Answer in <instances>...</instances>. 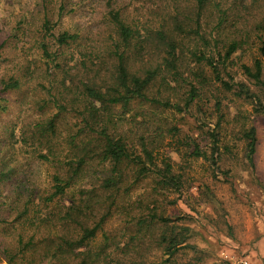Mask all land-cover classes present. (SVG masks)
Segmentation results:
<instances>
[{
  "label": "rangeland",
  "instance_id": "obj_1",
  "mask_svg": "<svg viewBox=\"0 0 264 264\" xmlns=\"http://www.w3.org/2000/svg\"><path fill=\"white\" fill-rule=\"evenodd\" d=\"M179 1L188 7V0H0V264H11L8 257L13 255L14 264H52V260L41 262L42 257L36 258L31 252L22 254L17 243L20 235L24 241L33 235L57 239L67 233L80 239L83 232L78 223L93 227L104 213L107 221L89 248L105 253L94 264H264V99H257L256 95L261 96L259 88L242 71V65L252 67L259 56L254 31L251 47L233 56L223 70V77L235 85L232 92L213 82L198 103L182 113L155 111L159 115L149 121V129L131 123L130 116L123 121L122 130L134 142L143 130L149 142L156 137L158 163H175L174 172L183 177L180 191L163 188L154 175L132 184L135 169L130 168L133 175L125 177L128 185H134L130 192L125 191L117 201L108 200L103 191L94 189L95 173L101 167H90V178L79 183L72 195L82 192L77 198L80 201L81 197L86 199V191L93 215L79 219L75 215L71 221L56 209L53 225L43 222L37 228L46 213L45 208H39L37 220L34 217L36 206L42 204L39 196L52 186L54 175L68 171V167L40 159L39 153L45 148L39 141L26 147L17 144L21 131H28L30 136L29 131L38 123L58 113L55 92L51 94L49 89L51 79L60 72L45 58L41 47L45 42L44 21L47 18L53 26V38L46 41L51 52L76 64L105 56L111 43V11H119L131 25L158 26ZM225 2L232 30L264 24V0ZM213 14L210 9L206 18L211 25L216 17ZM64 32L77 36L66 48L56 42ZM82 71L87 74L86 69ZM11 79H19L21 86L4 90V81ZM237 84L247 86L255 97L237 96ZM146 109L139 111L147 113ZM57 120L61 138L54 143L55 151L53 145L51 149L54 154L64 151L67 163L66 136L72 127L78 128L76 123L82 118L71 113ZM252 127L257 130L253 164L248 161L243 138V131ZM195 144L207 159L190 156ZM27 203L31 207L25 212ZM151 209L156 213L155 223L141 226V219ZM165 224L182 232L179 243L183 244L174 257H169L166 245L160 244ZM107 238L108 247L104 248ZM78 256L72 252L71 260L64 264H78Z\"/></svg>",
  "mask_w": 264,
  "mask_h": 264
},
{
  "label": "trees",
  "instance_id": "obj_2",
  "mask_svg": "<svg viewBox=\"0 0 264 264\" xmlns=\"http://www.w3.org/2000/svg\"><path fill=\"white\" fill-rule=\"evenodd\" d=\"M179 4L175 3L174 12L158 26L131 25L124 21L119 11H111V43L105 56L101 54L96 61L88 58L76 64L73 60L72 64L67 59L60 60L57 53L51 52L49 41H46L53 38V26L47 18L44 21L45 42L41 47L45 58L56 64L60 72L51 79L49 89V93L55 92L54 102L58 113L47 122L38 123L36 128L29 131L32 134L30 136L28 131H21L17 144L26 147L39 141L45 148L39 153L40 159L47 164L68 167V171L62 176L54 175L52 186L39 196L42 204L36 206L38 210L33 211L34 217L37 220L39 208H45L46 213L40 217L37 228L43 222L52 226L56 209L71 221H75V215L78 219L93 215L91 197L86 191V199L81 197L80 201L77 198L82 192L77 196L72 195L79 183L90 178V167H101L95 173L97 183L94 189L103 191L108 200L117 201L125 191L130 192L134 185H128V179H125L133 175L130 168L135 169L132 184L141 177L154 175L163 188L180 191L183 177L174 172L175 163L164 160L158 163L160 152L155 145L159 142L156 137L153 136L149 142L143 130L134 142L122 130L123 121L130 116L131 123L149 129V121L159 115L155 111L173 110L182 113L198 103V98L213 82L232 92L235 85L223 77V70H226L233 56L251 47L252 31L258 40L255 46L259 56L254 59L252 67L242 65V71L259 88L261 96L256 95L257 99H264V24L249 27L250 30L236 27L232 30L225 0H188V7ZM210 9L216 16L212 19V25L206 20ZM76 40V35L64 32L56 42L66 48ZM82 69L87 70L86 75ZM3 85L4 90L21 86L19 79L4 81ZM236 87L237 96L247 99L255 97V93H251L247 86L237 84ZM261 104L264 105L262 101ZM145 107L147 113H141L139 110L145 112ZM71 113L82 118V121L76 123L78 128L72 127L66 136V153L70 160L65 163L64 151L54 154L51 147L53 145L55 151L54 143L61 138L57 118ZM243 138L247 141L248 161L253 164L257 149L256 128L244 130ZM194 146L191 157L208 158L198 144ZM128 169L126 174L125 170ZM123 188L126 189L122 191ZM58 201L66 205L61 206L56 203ZM30 207V203H27L25 212ZM106 221L104 213L93 227H83V223L79 222L83 232L80 239L67 233L57 239L33 235L24 241L20 235L17 243L21 246L22 254L31 252L36 258L41 256V262L52 260V264L69 263L73 252L79 255L78 264H94L99 262L105 251L97 249L93 252L89 246L97 238V233L103 230ZM155 221L156 213L151 209L140 224L152 226ZM164 226L160 244L166 245L169 257H174L183 244L179 243L182 232H176V226ZM106 241L104 248L108 247V238ZM13 256L8 257L11 264L16 260Z\"/></svg>",
  "mask_w": 264,
  "mask_h": 264
}]
</instances>
